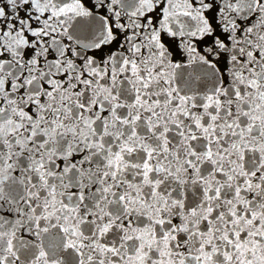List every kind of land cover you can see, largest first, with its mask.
Wrapping results in <instances>:
<instances>
[{"label":"snow or ice","instance_id":"1","mask_svg":"<svg viewBox=\"0 0 264 264\" xmlns=\"http://www.w3.org/2000/svg\"><path fill=\"white\" fill-rule=\"evenodd\" d=\"M0 264H264V0H0Z\"/></svg>","mask_w":264,"mask_h":264}]
</instances>
